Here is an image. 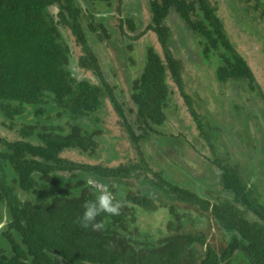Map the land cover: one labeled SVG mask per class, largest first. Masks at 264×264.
I'll return each mask as SVG.
<instances>
[{
	"label": "trees",
	"instance_id": "16d2710c",
	"mask_svg": "<svg viewBox=\"0 0 264 264\" xmlns=\"http://www.w3.org/2000/svg\"><path fill=\"white\" fill-rule=\"evenodd\" d=\"M254 1L253 7L260 5ZM112 3L0 0V127L10 133L0 134V223L5 225L0 264H264L263 195L247 187L228 158L217 155L216 141L224 136L218 124L210 128L207 117L193 107L184 90L182 62L170 48L166 19L174 11L198 39L202 61L213 58L216 82L250 98L248 107L233 103L241 110L242 126L239 122L232 134L256 149L248 127L252 121L260 132L264 88L235 48L217 6L210 0H145L149 20L140 30L130 12L117 17L127 38L116 47L120 55L127 57L148 32L160 49L144 47L139 71L128 78L124 95L97 55L103 41L114 39ZM96 4H104V11ZM250 21L249 31L257 28ZM169 81L209 148L225 198L192 189L186 181L196 176L187 165L171 161L176 156L162 139L170 148L181 141L162 128L172 111ZM107 105L130 150L122 159L104 136ZM259 162L264 171V160ZM88 177L98 188L84 183ZM104 190L119 202V214L101 213L97 230L82 227L84 203ZM160 206L167 218L159 229L140 226L141 210ZM210 219L218 231L229 232H221L223 242L208 239Z\"/></svg>",
	"mask_w": 264,
	"mask_h": 264
},
{
	"label": "rangeland",
	"instance_id": "374dc122",
	"mask_svg": "<svg viewBox=\"0 0 264 264\" xmlns=\"http://www.w3.org/2000/svg\"><path fill=\"white\" fill-rule=\"evenodd\" d=\"M79 1L84 5V0ZM138 1V6H136L133 4V0H113L111 10L108 13L114 15V17L110 18L111 25L115 28V34L113 37L111 36L114 39L113 41L112 39L103 41L97 48V55L103 69L109 74L110 78H114L118 82V87L123 89L124 95H127L128 78H132L139 71L144 47L150 44L158 51L160 50L155 35L151 32L144 34L133 43V47L127 57L120 55L116 49L119 44L123 45L127 43V38L122 36L118 29L119 21L117 17L124 16V13L130 12L131 15L135 16L136 20H139L137 30L142 29L149 20L145 0ZM259 1L260 5L253 7L254 0L249 2L241 0H235V2L233 0H210L211 3L217 6V12L223 19L235 48L247 59L254 70L256 80L264 88V9L262 7L264 6V0ZM104 7V4H96V10L104 11ZM118 8L120 9V13L117 11ZM252 19L254 21L253 24L257 25V28H252L249 31L246 26ZM166 24L170 29V48L182 62L184 90L193 98V107L196 111L207 117L208 123L210 122L211 124L210 128L212 125L218 124L221 130L219 134L224 136V138L216 141L217 155L221 158L223 156L228 158L229 164L236 167L240 176L246 182L247 187H251L259 194L261 193L264 198V171L261 170L263 164L260 165L259 162L262 159L264 160V121L259 126L260 134L256 132L253 122L250 121L249 123L248 131L256 149L246 147L243 141L237 139L232 134V131L239 125L242 113L239 108L233 107V103L248 107L251 101H249L250 98H248L245 92L240 91L236 94L237 91L233 90L234 93H232V90L226 84H218L216 82L211 62L213 58L205 62L202 61L199 54L201 46L198 43V39L186 30L181 19L174 11L170 12L166 19ZM123 28L127 33H130L125 23L123 24ZM259 36L261 38H258ZM72 39L69 36V41L74 51H78ZM128 56L132 58L131 61H129ZM84 75L91 76L88 72L84 73ZM169 83L173 90L172 111L169 112L167 123L162 128H165L166 133H172L177 136L179 142L181 141L179 144H182L180 146L177 144L178 141H176L175 147L170 148L167 141H164V138L162 139L164 145L169 147L168 151L170 155L176 156L172 157L171 161L176 160L179 164L183 163L187 165L190 172L196 176L192 180L188 179L186 181H190L189 186L192 189L203 195L218 193L220 197L225 198L226 194L224 195V191L221 190L218 176L216 177L215 166L210 162L212 155L209 148L206 142L198 137L195 123L189 115L183 98L178 90H176L174 84L171 81ZM231 97H233V101ZM256 101L260 105V101ZM102 123L108 130L104 133L105 138L114 144L115 150L119 154L118 156L122 159L125 152L130 153V150L127 148L128 143L125 137L121 135L118 125L115 123V116L108 105L102 118ZM240 125L242 126L241 122ZM0 134L10 133L2 126V128L0 127ZM223 139H227V142L225 143ZM146 149H150V147L146 146ZM164 155L163 160H166L167 154ZM69 156L73 159H79V156L75 152H71ZM162 208L163 206H160L152 212L141 210L140 226H143L144 229H151L152 227V229L158 230L167 218L166 215H163ZM194 213V210H191V215L194 216ZM203 223L204 221H197L199 225ZM210 225L212 231L208 239L214 236L210 240L211 242H214L213 240L215 239L218 240V238L222 240L218 226L213 221H211Z\"/></svg>",
	"mask_w": 264,
	"mask_h": 264
},
{
	"label": "clouds",
	"instance_id": "9594fccd",
	"mask_svg": "<svg viewBox=\"0 0 264 264\" xmlns=\"http://www.w3.org/2000/svg\"><path fill=\"white\" fill-rule=\"evenodd\" d=\"M84 183L92 188H98V183L91 177L84 180ZM107 186H105L106 188ZM120 210L119 202L114 200V197L110 191H100L99 195L94 200L86 201L83 205V213L79 217V224L88 228L91 225L93 230H97L102 227L99 221L96 220L97 216L101 213H108L111 215H118ZM5 225L0 223V229H3Z\"/></svg>",
	"mask_w": 264,
	"mask_h": 264
},
{
	"label": "flooded vegetation",
	"instance_id": "af4514ba",
	"mask_svg": "<svg viewBox=\"0 0 264 264\" xmlns=\"http://www.w3.org/2000/svg\"><path fill=\"white\" fill-rule=\"evenodd\" d=\"M210 222H211V219H210ZM214 222V221H213ZM215 223V222H214ZM217 225V224H216ZM218 226V225H217ZM219 227V226H218ZM212 228H210V230H211ZM221 230V229H220ZM221 232H223V234L225 235V236H229L230 234H229V232H225V231H221ZM222 234V235H223Z\"/></svg>",
	"mask_w": 264,
	"mask_h": 264
}]
</instances>
